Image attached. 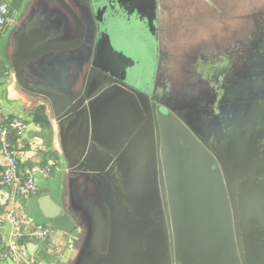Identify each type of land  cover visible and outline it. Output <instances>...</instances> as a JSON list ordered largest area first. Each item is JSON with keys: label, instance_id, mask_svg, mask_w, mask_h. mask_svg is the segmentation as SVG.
I'll return each mask as SVG.
<instances>
[{"label": "water", "instance_id": "95a60500", "mask_svg": "<svg viewBox=\"0 0 264 264\" xmlns=\"http://www.w3.org/2000/svg\"><path fill=\"white\" fill-rule=\"evenodd\" d=\"M36 1L47 9L51 4L61 8L62 15L54 10L49 11V14L56 16L66 35L71 32L73 38H66L64 43L32 50L18 58L15 63L16 80L23 90L46 97L52 103L54 115L67 120L61 131L62 153L73 173L111 182L113 189L109 187L108 190L113 191L114 208L110 209L111 214L107 216L110 236L106 237L109 227L106 228L99 215H96V226L91 237L94 246L101 238L104 242L108 241L106 245L109 243L112 246L108 249L109 252L102 250L106 264H253L248 262L252 258L249 248L253 241L246 239L249 235L247 219L240 216L235 207L232 199L234 193L231 191L234 183H230L231 179L227 177L220 152L211 150L208 143L200 139L186 124L167 112L162 114L159 109L156 110L157 123L167 143L162 142L161 148L154 150V103L149 106L147 117L139 105L121 102L118 97L106 103L104 94L113 88L101 90L102 92L93 90L90 96L85 92L86 98H81L78 102L64 95H69L74 77L80 72L82 64L87 63L89 68H96L98 75L115 78L118 89L127 97L135 100L137 96L148 104L156 76L154 68L152 69L153 62L146 66L143 57L141 59L129 55L113 41L110 24L105 23L103 16L105 13L106 17L112 2ZM113 5L122 9L123 19H118L123 28H139L140 32L147 33L158 41L154 19L159 23V0H114ZM214 9L216 8L212 6L211 10ZM141 10L147 12L143 17L140 15ZM113 22L117 24L116 21ZM56 51H62L60 54L65 56V69L74 65L75 71L68 70L64 75L58 73L50 79L35 74L36 67L46 63V57ZM132 57L133 61L130 62ZM136 66L141 67L138 69ZM126 69L130 70L127 72L129 74ZM116 70H122L126 77L116 76ZM32 76L35 79L38 76L43 83H28ZM92 80L91 77L87 79V85H95L96 80ZM57 101L64 104L62 112L53 104ZM84 125V139L88 148L81 159H77L68 148L69 136L76 127ZM184 138L191 145L186 151L177 145V140ZM179 148L183 151H178ZM258 168L259 165H256L253 177L264 176V170L260 172ZM113 170L124 180L123 190L133 195L134 201L142 198L138 207L150 209L154 198L158 202L159 195L162 197L170 233L164 230L163 224H154L146 217L139 221L130 219L122 207L121 188L112 179ZM157 171L159 188L156 186ZM248 188L254 190L251 198L262 199L264 183H249ZM132 199L130 202H134ZM38 206L57 233L66 237L77 231V242L87 238L91 221V218L86 220V217L89 218L88 213L65 211L47 195L40 198ZM263 212L261 217H256L258 221H264ZM259 232L258 241H264V224H261ZM154 238L157 244L155 250ZM143 243L147 246L145 253L142 252ZM154 251L157 253L155 259ZM257 257H260L258 264H264V252Z\"/></svg>", "mask_w": 264, "mask_h": 264}, {"label": "flooded vegetation", "instance_id": "af4514ba", "mask_svg": "<svg viewBox=\"0 0 264 264\" xmlns=\"http://www.w3.org/2000/svg\"><path fill=\"white\" fill-rule=\"evenodd\" d=\"M110 2H112V5L107 9L108 12L105 11L106 17L105 13L103 15L105 23L111 24L116 21L121 24V20L118 17L123 19L122 9L113 5L114 0H110ZM249 6L254 11H250L247 28H244L240 34L235 35L231 45L224 46V43H228L225 42L228 39L223 36L221 31V34L220 32L216 33L218 41L216 40L213 44L206 45L201 43L193 49H190L189 46L185 51H182L183 53L178 55L182 67L179 68L180 71L177 74L185 75L183 88L188 86V88L199 91V93H195L197 99L192 107L187 106L190 101L186 104L179 98L178 92L174 93L168 90L166 94H159L160 88L158 85L160 73H163V56L161 54L159 23L158 20L156 23V19H154V25H157L156 36L158 41H155L147 33L144 35L150 49L144 53L143 62H145L146 66L152 65L153 62L152 69L154 68V72H156L155 81L149 93L148 104L137 96H135V100L127 97L118 89L117 82L114 81L115 78L98 75L97 73L99 72L96 68H90V75L86 79L91 77V79L96 80L95 85H93L94 91L99 90L102 92L113 88V90H107L104 94L106 103H110L115 97H118L121 102L139 105L146 117L149 106L154 103V150L160 149L162 142H166V138L162 137L157 123L156 110L159 109L162 114L167 112L186 124L200 139L208 143L211 150L220 152L223 165L226 167L227 177H230V183H234L231 191L234 193V195L232 194V199L236 204L235 207L236 209L238 208L240 216L247 219L249 235L246 239L253 241L249 248V255L252 258L248 262L258 264L260 257H257V255L264 252L263 239L258 241V238L260 239L259 229L261 224H264V221H258L256 217H261L260 214L264 211V194L261 195V200L251 198L254 190L248 188V185L249 183L251 185L258 182L264 183V176L256 178L252 175L256 170V165H259L258 171L263 172L262 170H264V5L262 8H254L255 3L249 2ZM158 11L157 7V16L159 18ZM145 14L147 12L144 10L140 11L142 17ZM111 16L114 18L110 19ZM238 26L237 22V30ZM216 38L214 37V39ZM103 56L106 57V55ZM207 58H215L216 61L208 62L210 65L209 72L204 74L203 72L207 69L206 66L203 67V64L202 67L196 66L194 61L199 63ZM130 60L132 62L133 57ZM176 61L174 60L173 62ZM174 65L175 63L171 65V68ZM141 66L136 67L139 69ZM128 71L130 70L126 69V73ZM126 73L122 70L115 71V75L121 78L126 77ZM197 74L203 75L205 79L201 80L200 76H196ZM81 97L86 98L84 93ZM167 120L169 121V119ZM169 125L173 127L171 124ZM85 129V125L80 127V133L74 143L75 152L80 153L76 157L77 159H81L84 151L88 148L84 139ZM177 145L184 151L189 150L191 147L185 138L177 140ZM181 149L178 151H183ZM157 161H159L158 157ZM112 179L121 188L122 207L130 219L139 221L141 218L146 217L152 220L154 224H163L164 230L169 232L165 207L160 195L158 202L154 198L153 205L146 210L144 207H138L139 202L142 201L141 197H139L138 201H134L132 199L133 195L124 191V180L116 170L112 172ZM102 181L106 187L113 189L110 181L105 179H102ZM156 186L159 188L158 171ZM109 192L112 200L113 191L110 190ZM130 199L134 202H130ZM155 230L154 228V233H156ZM155 237L159 238L157 234H155ZM162 238L163 236H161ZM111 239L113 241V238ZM156 246L154 238V250ZM146 247V244L143 243L142 252L145 253ZM154 256L155 259L157 256L156 251H154Z\"/></svg>", "mask_w": 264, "mask_h": 264}, {"label": "crops", "instance_id": "0c3cea01", "mask_svg": "<svg viewBox=\"0 0 264 264\" xmlns=\"http://www.w3.org/2000/svg\"><path fill=\"white\" fill-rule=\"evenodd\" d=\"M0 2L6 3L9 8L8 19L0 26V123L7 119H18L26 126V131L15 144H12V147L18 158L20 174L32 175L37 188L34 195L17 200V198L13 199L10 191L0 184V264H11L1 258V253L9 243L16 244L27 256L40 264H106L102 250L111 249L112 246L109 243L106 245L108 241L104 242L102 238L94 246L91 237L96 226V215H99L106 228L109 227L107 216L111 214L113 200L110 198L108 187L103 181L73 173L62 153L61 131L67 120L54 115L52 103L46 97L23 90L15 76V63L24 54L41 47L64 43L66 38L72 40L71 32L66 35L60 20L49 14V11L54 10L62 15L63 11L54 4L47 9L36 0ZM249 2L255 3V0ZM249 2L250 14V11L254 10L249 6ZM196 40L197 38L192 39L193 44L190 45V49L201 43ZM60 53L62 51H56L46 57V63L42 66L38 65L35 74L50 79L58 73L64 75L68 70L74 72V65L65 69L64 65L65 63L67 65V61ZM89 70L87 63L82 64L80 72L73 79V86L69 88V95L64 93L66 98L78 102L83 93L86 92L87 96L92 95L94 86L87 85L86 79ZM36 77L37 79L32 76L28 83L41 85L43 82L38 76ZM53 104L58 108L57 110L63 111L62 102L57 101ZM39 107L44 108L48 121L46 130L33 120L32 112ZM79 129L76 127L69 136L68 148L74 157L80 155L75 152L74 144L80 133ZM2 171L3 165L0 160V181ZM46 195L65 211L88 213L89 218L86 217V220L89 221L91 218V221L86 239L77 242L75 240L78 237L77 231L65 237L53 229L51 221L42 215L38 206L40 198ZM10 211H14L24 221L20 235L17 237L13 228L1 220V217ZM35 224L47 226L52 230V235L44 244L34 242L27 237L28 230ZM110 229L109 227L106 237L110 236Z\"/></svg>", "mask_w": 264, "mask_h": 264}, {"label": "rangeland", "instance_id": "374dc122", "mask_svg": "<svg viewBox=\"0 0 264 264\" xmlns=\"http://www.w3.org/2000/svg\"><path fill=\"white\" fill-rule=\"evenodd\" d=\"M248 1L250 0H159L157 7L161 54L163 56V73H160L158 85L159 94H166L168 90L174 93L178 92L179 98L186 104L190 101L187 106H193L197 99L195 93H199V91L188 88V86L183 88L185 75L177 74L180 71L179 68L182 67L178 55L193 44L192 39L195 38H197V42L206 45L213 44L216 40L218 41L216 33L220 32L221 34V31L223 36L228 39L225 41L228 43H224V46L231 45L235 35L247 28ZM263 5L264 0H255L254 8H262ZM212 6L216 9L211 10ZM109 30L113 41L120 48H124L129 55L142 58L145 56L144 53L150 49L146 43L145 34L140 32L139 28L128 29L127 27L123 28L120 23H111ZM174 60L177 61L173 62ZM209 61L215 62L216 60L207 58L205 61L201 60L199 63L194 61V63L196 66L202 67V64L203 67L206 66L207 69L203 73L207 74L210 68ZM174 63V67L171 68ZM196 76H200L201 80L205 79L203 75L197 74ZM170 82L172 86H170Z\"/></svg>", "mask_w": 264, "mask_h": 264}, {"label": "built area", "instance_id": "2783aa9c", "mask_svg": "<svg viewBox=\"0 0 264 264\" xmlns=\"http://www.w3.org/2000/svg\"><path fill=\"white\" fill-rule=\"evenodd\" d=\"M8 14V5L0 2V26L6 23ZM10 126L16 131L18 138L26 131V126L18 119L11 120ZM0 160L3 165L0 184L3 188L10 191L12 198L19 200L34 195L37 189L34 178L30 174H20L17 155L8 140V132L2 126H0ZM45 173H48V169ZM1 220L7 222L13 228L16 237L20 235V228L24 225V221L14 211L5 213ZM51 235L52 230L49 227L38 224L32 225L27 233V237L40 244H44ZM1 258L8 260L11 264H40L27 256L14 243L7 245L1 253Z\"/></svg>", "mask_w": 264, "mask_h": 264}, {"label": "trees", "instance_id": "16d2710c", "mask_svg": "<svg viewBox=\"0 0 264 264\" xmlns=\"http://www.w3.org/2000/svg\"><path fill=\"white\" fill-rule=\"evenodd\" d=\"M33 120L36 124H38L42 129L46 130L48 128V121L46 119V116L44 114V108L39 107L36 108L33 112ZM12 119H7L3 123H0V126L4 128L8 132V140L10 144H15L17 142V133L15 130H13L10 126V121Z\"/></svg>", "mask_w": 264, "mask_h": 264}]
</instances>
